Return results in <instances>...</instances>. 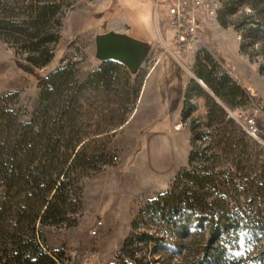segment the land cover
Returning <instances> with one entry per match:
<instances>
[{"label": "trees", "instance_id": "obj_1", "mask_svg": "<svg viewBox=\"0 0 264 264\" xmlns=\"http://www.w3.org/2000/svg\"><path fill=\"white\" fill-rule=\"evenodd\" d=\"M239 1L254 8L247 43L258 42L261 6ZM0 4V31L25 62L41 69L59 40L54 25L61 22L60 3ZM23 14L24 23L11 19ZM207 58L197 59L195 74L224 103L203 93L206 119H193L188 164L140 206L120 248L121 261L107 264H155L161 259L152 257L155 252L168 261L195 236L200 242L190 264L264 259V144L228 114L253 96ZM77 62L69 58L41 76L30 109L14 106L18 91L0 95V264H61V252L46 247L40 227L75 225L85 180L117 157L113 139L135 108L144 74L110 59L81 77ZM194 110L184 101L181 115ZM242 195L249 199L242 202Z\"/></svg>", "mask_w": 264, "mask_h": 264}, {"label": "rangeland", "instance_id": "obj_2", "mask_svg": "<svg viewBox=\"0 0 264 264\" xmlns=\"http://www.w3.org/2000/svg\"><path fill=\"white\" fill-rule=\"evenodd\" d=\"M3 1L0 0V3ZM19 1L26 2L15 0L11 3ZM56 1L60 3L61 22L54 27L59 32V40L53 58L41 69L25 62L24 53L17 54L7 41L5 32L0 31V95L18 91L15 107L32 108L39 93L38 79L69 58L78 61L81 77L96 68L102 61L96 50L97 35L110 30L144 41L147 56L138 70L141 75L144 74L143 82L150 70L153 69L151 74L156 76V70L167 69L165 79L168 78L172 87L167 89H173L168 106L150 111L142 106L137 111L134 108L129 115L126 132L124 126L117 129L113 139L117 159L86 179L82 214L77 217V223L69 227H40L46 247L61 252V264L118 263L121 261L118 254L123 240L140 206L167 188L179 170L188 164L193 119L196 122L206 119L207 106L203 93H209L224 103L195 74L197 59L206 60L209 55L250 95L264 100V3L261 0L256 2L262 10L259 14L262 23L256 34L258 42L247 43L246 29L252 25L249 17L254 11L248 1L214 0L218 2L216 14L200 15V42L179 48L174 42L173 30L161 20L171 0ZM232 3H235L234 8L230 10ZM26 18L25 14L11 17L23 23ZM54 27L52 25L48 29ZM179 99L182 102L176 106ZM184 101L195 106L187 118L181 115ZM152 112L156 116L149 117ZM155 117L162 118L156 122ZM261 135L264 143V132ZM102 181L103 186L100 187ZM240 199L245 202L249 197L242 195ZM98 221L101 224L96 226ZM95 228L96 233H92ZM199 242L200 238L196 236L186 241V249L172 251L168 261L163 260L164 255L155 252L152 257L161 259L154 263L190 264ZM250 255L254 256L253 250ZM243 264H264V259H248Z\"/></svg>", "mask_w": 264, "mask_h": 264}, {"label": "built area", "instance_id": "obj_3", "mask_svg": "<svg viewBox=\"0 0 264 264\" xmlns=\"http://www.w3.org/2000/svg\"><path fill=\"white\" fill-rule=\"evenodd\" d=\"M12 1L15 0H9V2ZM217 6L218 2L214 0H171L161 20L173 30L176 46L184 48L189 44L200 42V15L204 13L206 16H214ZM228 114L240 121L251 137L264 144L261 135V132H264L263 99L253 96L246 104L229 109ZM114 159L116 160L117 157ZM99 224H101L100 221L96 226ZM96 231V228L91 230L92 233Z\"/></svg>", "mask_w": 264, "mask_h": 264}, {"label": "water", "instance_id": "obj_4", "mask_svg": "<svg viewBox=\"0 0 264 264\" xmlns=\"http://www.w3.org/2000/svg\"><path fill=\"white\" fill-rule=\"evenodd\" d=\"M96 50L101 60H119L132 72L139 70L147 56L143 40L113 30L97 35Z\"/></svg>", "mask_w": 264, "mask_h": 264}, {"label": "crops", "instance_id": "obj_5", "mask_svg": "<svg viewBox=\"0 0 264 264\" xmlns=\"http://www.w3.org/2000/svg\"><path fill=\"white\" fill-rule=\"evenodd\" d=\"M152 71H153V69L150 70L146 74V77L144 79L142 88L140 90V94H139V97H138V102H137L136 107L134 109L136 111L139 109V106H140V108L142 106L147 111H150V110H153L154 108L158 109L159 106L160 107H162V106L164 107L165 105L168 106V102L170 103V100H171L170 97L172 95L171 90H173V89H171V90L167 89L168 87L172 88L171 85H170L171 83L168 80V78L165 79V75L167 73V69L163 70L162 68H160V69L156 70V76L151 74ZM166 81H167V87L164 86L166 84ZM253 96L255 98H257V95H253ZM165 100H166V104H164ZM181 102L182 101H180V99H179V101H177L176 106L179 105ZM154 114L155 113L152 112V114H150L149 117L154 116ZM155 116H156V114H155ZM155 118H157V117H155ZM161 118L158 117L156 122L159 121ZM148 121H152V119H149ZM129 123H130V120H129V117H128L127 121L122 125V126L125 127V131L124 132H126L127 127H128L127 125ZM163 130H165V129H163ZM174 153H176V151Z\"/></svg>", "mask_w": 264, "mask_h": 264}, {"label": "bare ground", "instance_id": "obj_6", "mask_svg": "<svg viewBox=\"0 0 264 264\" xmlns=\"http://www.w3.org/2000/svg\"><path fill=\"white\" fill-rule=\"evenodd\" d=\"M101 184H103V181L99 184V186H100ZM99 186H98V187H99ZM102 186H103V185H101L100 187H102Z\"/></svg>", "mask_w": 264, "mask_h": 264}]
</instances>
